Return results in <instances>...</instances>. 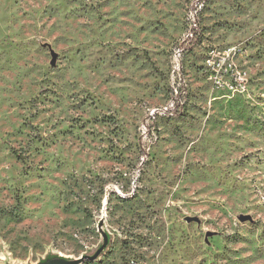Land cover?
I'll return each instance as SVG.
<instances>
[{
	"label": "rangeland",
	"instance_id": "rangeland-1",
	"mask_svg": "<svg viewBox=\"0 0 264 264\" xmlns=\"http://www.w3.org/2000/svg\"><path fill=\"white\" fill-rule=\"evenodd\" d=\"M194 1L0 0V264H264V0H207L148 119Z\"/></svg>",
	"mask_w": 264,
	"mask_h": 264
},
{
	"label": "built area",
	"instance_id": "built-area-1",
	"mask_svg": "<svg viewBox=\"0 0 264 264\" xmlns=\"http://www.w3.org/2000/svg\"><path fill=\"white\" fill-rule=\"evenodd\" d=\"M207 0H195L194 5L188 13V26L186 33L179 40L177 46L172 53V72H171V97L164 106L160 108H154L149 112V122L156 120L160 116H174L180 107L185 103L187 97V86L184 78V57L186 52L193 47L194 42L198 41L202 36V27L200 22V16L205 9ZM242 52L241 49L236 47L229 48L224 52L216 53V51L210 52L207 59V65L213 69V75L218 76L220 65L225 66L231 64L236 55ZM216 72V73H215ZM142 138H147V121L145 124V130L142 131ZM157 135L154 134V140H157ZM145 156L151 153V145L144 144ZM144 159V158H143Z\"/></svg>",
	"mask_w": 264,
	"mask_h": 264
},
{
	"label": "water",
	"instance_id": "water-1",
	"mask_svg": "<svg viewBox=\"0 0 264 264\" xmlns=\"http://www.w3.org/2000/svg\"><path fill=\"white\" fill-rule=\"evenodd\" d=\"M53 56H54V58H55V54H53ZM55 64V62L53 61L52 62V65H54ZM250 219V217L249 216H245V217H241V221H247V220H249ZM46 264H64V262H63V260H56V261H52V262H48V263H46ZM67 264V263H66Z\"/></svg>",
	"mask_w": 264,
	"mask_h": 264
}]
</instances>
